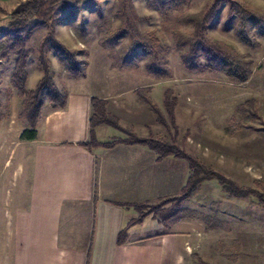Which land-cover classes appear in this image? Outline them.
Segmentation results:
<instances>
[{
  "label": "rangeland",
  "instance_id": "1",
  "mask_svg": "<svg viewBox=\"0 0 264 264\" xmlns=\"http://www.w3.org/2000/svg\"><path fill=\"white\" fill-rule=\"evenodd\" d=\"M24 1L0 2V100L2 113L9 116L13 98L18 95L12 85L16 56L10 54L5 59L1 57L7 52L9 44L5 35L9 28V15ZM70 1L83 3L78 7L57 11L55 17L61 23L56 25L55 37L77 53L81 62L87 63L85 69L88 77L75 80L64 70L69 59H62L52 51L48 52V57L56 85L61 88L67 85L73 91L94 95L110 91L111 88L119 93L115 97L118 107L124 111L137 108L136 117L141 120L138 131L171 140L175 130L163 105L164 94L169 89L178 99L175 108L179 127L176 134L178 145L243 187L257 188V182L264 185V132L259 130L264 126V39L257 37L261 47L254 50L238 38V20L236 16L228 18L227 1L219 7L208 35L213 41L232 47L240 54H247L253 60L254 73L244 85L231 83L222 74L188 72L181 62L184 49L178 47L177 36H188L193 30L183 19L202 12L212 0ZM236 1L264 14V0ZM90 2L92 7H89ZM127 17L136 24L144 37L152 39L153 36L165 47L162 58L172 72L171 77L156 79L151 75L145 67L149 54L140 51L132 55L129 52V39L118 44L106 41L108 36L126 26ZM35 23L32 22L22 32L27 34ZM48 29V26L35 29L27 37L26 46L32 52L28 58L32 73L37 68L38 48L48 34ZM259 31L260 28L252 23L249 36H257ZM51 47V44L47 45V48ZM200 57L202 63L209 62L202 50ZM137 89H144L143 95L160 108L167 125L161 123L160 117L138 97ZM17 99L20 107L21 101ZM248 101H255V110L259 115L257 120H247L248 115L236 113V108ZM46 111H49L48 106ZM18 119L19 116L14 115L4 120L3 126L0 125L1 131L7 132L13 142L23 125ZM120 135L127 138L124 133ZM180 162L188 167L186 162ZM169 207L170 203L163 208ZM200 216L214 218L224 225L219 229L208 230L198 219ZM148 217L152 218V214ZM151 220L156 223L161 218ZM182 220L196 222L205 230L195 263L264 264V208L256 198L232 199L222 192L216 181L205 182L185 204L175 208L168 220L158 222V229L170 230L173 224ZM148 232L145 228L142 234ZM0 264L3 263L0 261Z\"/></svg>",
  "mask_w": 264,
  "mask_h": 264
},
{
  "label": "crops",
  "instance_id": "2",
  "mask_svg": "<svg viewBox=\"0 0 264 264\" xmlns=\"http://www.w3.org/2000/svg\"><path fill=\"white\" fill-rule=\"evenodd\" d=\"M36 64L32 73L28 60L27 90H33L43 76ZM61 89L69 93L67 106L46 111L50 107L46 104L36 140L21 139L23 125L14 142L0 129V261L197 264L195 256L205 230L193 221L182 220L170 230L159 231V223L147 217L128 230L125 244H118L119 233L138 216L134 208L119 204H154L179 195L189 178V167L174 157L160 161L155 152L139 145L94 151L80 147L90 136L92 97L107 101L108 111L124 128L140 137L149 133L138 131L141 120L136 107L124 111L116 105L119 93L115 90L94 95L67 85ZM17 97L10 118L19 116ZM120 134L105 125L96 129L100 143L126 138ZM145 228L148 234H142Z\"/></svg>",
  "mask_w": 264,
  "mask_h": 264
},
{
  "label": "trees",
  "instance_id": "3",
  "mask_svg": "<svg viewBox=\"0 0 264 264\" xmlns=\"http://www.w3.org/2000/svg\"><path fill=\"white\" fill-rule=\"evenodd\" d=\"M225 1L229 5L228 18L237 17L238 38L254 50L261 47L257 37L264 39V14H260L257 10L236 0H212L202 12L183 19V22L191 25L193 30L188 36L181 34L177 36L178 47L184 49L181 62L188 72L222 74L231 83L244 85L249 82L254 73L253 60L247 54H240L232 47L213 41L208 35V30L217 15L218 9ZM82 3L83 1L72 3L70 0H25L9 15V28L5 32L6 40L9 44L7 52L2 55L1 59L7 58L10 54L16 56L12 85L17 90L18 97L22 99L19 121L25 127L21 136L23 141L36 140L38 127L47 103H49V108L52 111L63 110L67 106L69 93L66 89H61L55 84L48 52L54 51L60 58L69 59V63H65L64 70L71 77L75 79L87 77L85 69L87 63L81 62L77 58V53L69 50L55 37L56 25L61 23L55 17L57 11L78 7ZM92 6L93 4L90 2L89 7ZM34 21L36 23L27 31V34H24L22 30L29 27ZM252 23H255L260 28L257 36H249ZM46 26H48L49 32L38 48V63L42 69L43 76L33 90H27V65L28 58L32 52L27 48L26 40L33 30ZM127 39L130 40L129 52L132 55L140 51L149 54V60L145 67L151 75L156 79H166L172 76L171 70L166 67V63L162 58V54L166 52L165 47L153 36L152 39L144 37L129 17H127L126 26L108 36L106 41L111 44H118ZM48 44L52 45L50 49L47 48ZM201 50L205 53L208 63L201 62ZM143 92L144 89H137L136 91L138 97L150 107L153 113L160 117V122L166 124L163 112L148 97L143 95ZM177 103L178 99L173 91L166 90L163 105L170 124L175 130V135L172 139L167 140L153 134H149L147 137L136 135L133 130L124 128L120 124L119 118L108 111L107 101L97 97L91 98L90 136L87 141L78 144L80 147L94 151L96 149L110 150L119 144L144 146L155 152L160 161L168 157H174L186 162L190 170L189 178L178 196L165 198L156 204H119L122 207L134 208L138 214L119 233V245L126 243L128 230L134 225L142 224L149 215L152 214V218H161V221L158 220L159 223H162L163 220H168L175 208L180 207L194 196L205 182L216 181L222 192L232 199L247 200L256 198L258 203L264 208V185L262 182L256 183L259 186L257 188L243 187L233 179L203 163L178 145L176 136L178 135L179 127L176 123L175 114ZM246 106H249V110L246 109ZM1 107L2 102L0 100V125L4 120L10 118L8 114L2 113ZM236 113L248 115L247 120H257L259 117L255 110V101H248L244 105L238 106ZM103 125L126 134L127 138L113 139L106 143H100L97 140L96 129ZM259 130L264 132V126ZM169 203L171 207L163 208ZM198 219L205 224L208 230L219 229L224 225L216 219L206 216H200Z\"/></svg>",
  "mask_w": 264,
  "mask_h": 264
}]
</instances>
